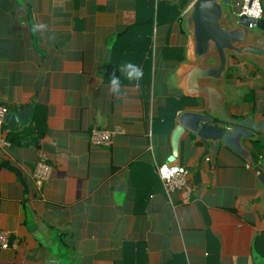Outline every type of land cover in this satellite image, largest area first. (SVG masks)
<instances>
[{"label": "crops", "instance_id": "0c3cea01", "mask_svg": "<svg viewBox=\"0 0 264 264\" xmlns=\"http://www.w3.org/2000/svg\"><path fill=\"white\" fill-rule=\"evenodd\" d=\"M185 10L181 0H0V104L32 106L21 129L5 124L0 230L13 245L0 264H264V140L246 142L256 173L232 153L212 167L184 137L173 163L189 170L188 203L179 192L169 201L156 170L172 154L178 114L196 102L178 79ZM256 11L264 19V0ZM36 24L46 27L34 33ZM128 62L139 81L120 71ZM236 65L229 108L260 122L264 74ZM113 73L119 95L109 92ZM94 127L114 132L109 147L91 143ZM41 156L53 166L43 185Z\"/></svg>", "mask_w": 264, "mask_h": 264}, {"label": "water", "instance_id": "95a60500", "mask_svg": "<svg viewBox=\"0 0 264 264\" xmlns=\"http://www.w3.org/2000/svg\"><path fill=\"white\" fill-rule=\"evenodd\" d=\"M250 24L255 28H249ZM182 26L189 37L188 62L178 79L185 95L196 102L176 118L169 161L178 158L180 141L187 137L208 150L204 158L212 167L220 154L232 153L259 172L246 142L252 145L264 140V119L258 122L254 115H235L229 108L234 96L226 75L232 63L240 61L254 64L264 74V19L239 16L232 0H193L184 12ZM31 109L29 105L8 113L6 124L21 129ZM259 180L264 183L263 174Z\"/></svg>", "mask_w": 264, "mask_h": 264}, {"label": "built area", "instance_id": "2783aa9c", "mask_svg": "<svg viewBox=\"0 0 264 264\" xmlns=\"http://www.w3.org/2000/svg\"><path fill=\"white\" fill-rule=\"evenodd\" d=\"M258 0H250L248 2H238L236 4L237 14L239 16L246 15L249 17L259 18L256 11V3ZM249 28H255V25L250 24ZM9 113L6 106L0 104V149H7L12 144L7 138L9 130L5 128V118ZM114 132L109 130L94 127L90 131V141L93 145L99 147H109L112 144ZM157 173L162 181L166 196L171 202V195L179 192L182 196L183 203L190 201L191 187L188 184L189 170L185 167L178 166L173 162L167 161L163 164L156 165ZM53 166L48 163L44 156H41L34 169V178L37 184L43 185L51 178ZM10 233L0 230V249H9L12 247Z\"/></svg>", "mask_w": 264, "mask_h": 264}, {"label": "clouds", "instance_id": "9594fccd", "mask_svg": "<svg viewBox=\"0 0 264 264\" xmlns=\"http://www.w3.org/2000/svg\"><path fill=\"white\" fill-rule=\"evenodd\" d=\"M41 27H46V25L36 24L32 31L34 33L39 32ZM120 71L129 81H139L143 77L142 69L131 62L126 63ZM109 92L113 95H119L121 92V80L115 73L109 79Z\"/></svg>", "mask_w": 264, "mask_h": 264}, {"label": "trees", "instance_id": "16d2710c", "mask_svg": "<svg viewBox=\"0 0 264 264\" xmlns=\"http://www.w3.org/2000/svg\"><path fill=\"white\" fill-rule=\"evenodd\" d=\"M191 1L192 0H181L182 9L187 8V6L191 3ZM245 63L247 64L248 62H245ZM237 73H238L237 65L236 63H232V65L229 67L226 77L227 78L236 77ZM250 91L251 92L248 94V97H247V102L252 103L255 99V91L252 89H250Z\"/></svg>", "mask_w": 264, "mask_h": 264}, {"label": "rangeland", "instance_id": "374dc122", "mask_svg": "<svg viewBox=\"0 0 264 264\" xmlns=\"http://www.w3.org/2000/svg\"><path fill=\"white\" fill-rule=\"evenodd\" d=\"M249 65V64H248Z\"/></svg>", "mask_w": 264, "mask_h": 264}]
</instances>
